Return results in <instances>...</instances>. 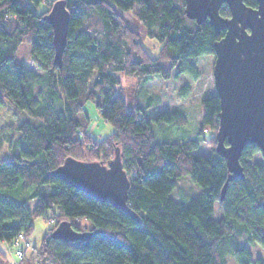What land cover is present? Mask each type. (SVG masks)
Wrapping results in <instances>:
<instances>
[{
  "label": "trees",
  "instance_id": "trees-1",
  "mask_svg": "<svg viewBox=\"0 0 264 264\" xmlns=\"http://www.w3.org/2000/svg\"><path fill=\"white\" fill-rule=\"evenodd\" d=\"M49 1L0 0V107L7 103L21 117L16 127L0 129V242L12 245L21 233L28 238L35 219L44 217L56 223L18 264H229L228 258L264 264L248 246L264 248V159L256 145L246 146L244 177L230 181L221 199L229 172L215 150L216 92L201 102L197 139L160 141L153 125H180L185 116H148L150 104L130 109L117 75L196 79L191 61L215 56L214 45L225 32L218 35L208 21L189 19L185 0H65L70 23L59 68L46 19L50 10H41ZM245 3L257 7L256 0ZM125 13L161 44L157 56L127 25ZM221 14L230 16L226 5ZM23 44L30 45V63L41 74L18 59ZM89 103L114 128L104 139L90 134ZM203 146L211 148L208 157L199 153ZM117 148L130 179L128 206L140 223L50 174L70 157L108 164ZM185 176L202 188L189 203L171 197ZM63 220L78 231L100 233L87 241L55 240L52 232ZM76 220L91 227L81 228ZM0 264H8L1 251Z\"/></svg>",
  "mask_w": 264,
  "mask_h": 264
},
{
  "label": "water",
  "instance_id": "water-1",
  "mask_svg": "<svg viewBox=\"0 0 264 264\" xmlns=\"http://www.w3.org/2000/svg\"><path fill=\"white\" fill-rule=\"evenodd\" d=\"M253 8L245 0H185L187 17L198 24L209 22L218 35L213 66L214 88L220 99L216 152L226 160L230 181L244 177L241 156L248 145H256L264 159V0ZM226 5L230 16L224 17ZM53 29L54 64L61 68L67 45L70 13L65 0L53 3L46 16ZM88 197L107 203L140 223L128 206L130 179L123 168L121 151L108 164L67 158L50 173ZM100 231H78L68 220L61 221L52 238L66 243L87 241Z\"/></svg>",
  "mask_w": 264,
  "mask_h": 264
},
{
  "label": "rangeland",
  "instance_id": "rangeland-1",
  "mask_svg": "<svg viewBox=\"0 0 264 264\" xmlns=\"http://www.w3.org/2000/svg\"><path fill=\"white\" fill-rule=\"evenodd\" d=\"M53 2L54 0H50L49 4H51V6L44 5V8L41 10H51ZM123 16L127 25L140 35L145 49L152 56H157L161 44L156 39L146 36L145 28L131 13H125ZM17 57L28 64L29 71L41 74V71L30 63V45L23 44ZM191 62L195 64L199 72V77L196 79H192L188 74L177 77L175 75L176 73H174L170 80H164L157 76L140 79L136 76H126L123 73L117 74L130 109H133L135 105L146 108L147 105L150 104V108L147 109L148 116H152L156 112H179L185 116L186 122L180 125H171L167 123L154 124L153 128L156 131L157 139L160 141H183L198 138L202 125L201 102L215 92L213 79L215 56H206ZM151 98L152 102L149 103V99ZM87 108L92 119L89 129L90 134L99 140L111 135L114 132L113 126L102 121L93 104H87ZM17 113V110L7 103L1 106L0 129L7 126L16 127L19 125L21 117ZM12 133H14V135L16 134L15 136L18 134L16 130H12ZM5 150H7L4 152L5 155H8V149ZM210 151L211 148L203 146L199 153L208 157ZM201 192L202 188L193 183L188 176H185L179 179L178 185L172 192L171 197L176 201L189 203L192 197H197ZM51 213L52 211H49L48 217L52 215ZM214 215L216 219H219L221 216L218 206L215 207ZM55 223L56 222H51L50 220L48 221V219L44 217L35 219L33 222L34 229L29 237H25V239L31 243L32 247L39 248L43 236ZM75 224L81 228L91 227V223L86 220H76ZM248 246L255 259H264V248L258 245L254 246L248 244ZM3 248L6 250L7 256L13 259V261L10 262V257L5 256L7 263L18 264L19 261L12 245L5 243ZM228 260L229 264H236L231 258H228Z\"/></svg>",
  "mask_w": 264,
  "mask_h": 264
},
{
  "label": "built area",
  "instance_id": "built-area-1",
  "mask_svg": "<svg viewBox=\"0 0 264 264\" xmlns=\"http://www.w3.org/2000/svg\"><path fill=\"white\" fill-rule=\"evenodd\" d=\"M205 133H207V130H205ZM25 237L26 236L23 233L19 234L12 244L18 261H21L24 258L26 249L31 247V243L25 239Z\"/></svg>",
  "mask_w": 264,
  "mask_h": 264
},
{
  "label": "crops",
  "instance_id": "crops-1",
  "mask_svg": "<svg viewBox=\"0 0 264 264\" xmlns=\"http://www.w3.org/2000/svg\"><path fill=\"white\" fill-rule=\"evenodd\" d=\"M4 245H5V243H4V242H1V244H0V251H1L6 257H10V256H7V252H6V250L3 248ZM9 259H10V260H9L10 262L13 261L12 257H10Z\"/></svg>",
  "mask_w": 264,
  "mask_h": 264
}]
</instances>
